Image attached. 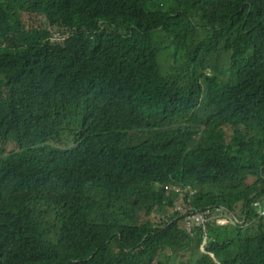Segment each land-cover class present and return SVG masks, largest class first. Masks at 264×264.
Returning <instances> with one entry per match:
<instances>
[{"label":"trees","instance_id":"1","mask_svg":"<svg viewBox=\"0 0 264 264\" xmlns=\"http://www.w3.org/2000/svg\"><path fill=\"white\" fill-rule=\"evenodd\" d=\"M171 2L0 0V264H264V0Z\"/></svg>","mask_w":264,"mask_h":264},{"label":"built area","instance_id":"2","mask_svg":"<svg viewBox=\"0 0 264 264\" xmlns=\"http://www.w3.org/2000/svg\"><path fill=\"white\" fill-rule=\"evenodd\" d=\"M181 210V207L176 208V211ZM233 222L237 223L235 217L223 207H207L200 211L190 212L185 218L184 228L187 233L193 235L196 228L207 230L208 226H227L233 224Z\"/></svg>","mask_w":264,"mask_h":264},{"label":"rangeland","instance_id":"3","mask_svg":"<svg viewBox=\"0 0 264 264\" xmlns=\"http://www.w3.org/2000/svg\"><path fill=\"white\" fill-rule=\"evenodd\" d=\"M8 1V0H2ZM144 7L147 11H162L173 6L171 0H143ZM160 64L164 72L168 71V66L172 64V60L167 57V52L164 50L161 52L159 57ZM259 212L264 216V206L260 205ZM43 216L46 218L49 225L58 224V219L60 213L53 207H46L43 209ZM49 240L55 239V228L50 229V234L48 236Z\"/></svg>","mask_w":264,"mask_h":264}]
</instances>
